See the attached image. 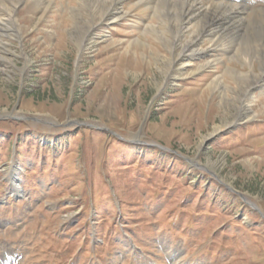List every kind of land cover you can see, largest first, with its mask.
<instances>
[{
	"label": "rangeland",
	"instance_id": "obj_1",
	"mask_svg": "<svg viewBox=\"0 0 264 264\" xmlns=\"http://www.w3.org/2000/svg\"><path fill=\"white\" fill-rule=\"evenodd\" d=\"M21 1L20 35L0 33V264H264V83L239 119L209 86L259 63L223 49L164 72L140 0L99 11L84 47L79 0Z\"/></svg>",
	"mask_w": 264,
	"mask_h": 264
},
{
	"label": "bare ground",
	"instance_id": "obj_2",
	"mask_svg": "<svg viewBox=\"0 0 264 264\" xmlns=\"http://www.w3.org/2000/svg\"><path fill=\"white\" fill-rule=\"evenodd\" d=\"M9 1L14 2L15 6L6 10V17L0 18V33L6 31L11 33V30H16V34L20 35L19 32L22 29L15 12L22 1L0 0V5H8ZM30 1L36 6L50 3V0L48 2H46L47 0ZM117 1L119 0H79L80 3L76 9L71 11V19L73 21L72 31L75 36L79 35L80 46L82 38L85 37L84 47L88 40L86 38L91 35V32H88L96 25L94 20L98 12H102V17L111 9L117 13V7L114 10ZM123 1L125 0H121V2ZM140 1L152 8L153 17L159 22L158 26H155V23L148 24L145 33L153 34L155 39L162 42L167 48L168 53L160 56L158 60V64L162 66L159 67L164 72H167L171 65L176 66L178 62H180L181 69L192 67L196 71L211 63H214L213 68H217L216 65L219 61L215 58L214 52L217 53L223 49L234 54L232 59L241 58L244 66L254 65L255 62L259 63L260 72L257 73L238 72L232 66H227L222 70L221 75L214 74L213 80L209 84L212 91L219 92L221 102L224 104H227L231 94L234 100L239 99L240 103L237 101L236 113L238 119L249 116L254 106L249 91L252 87H260L264 83V2H260V0ZM88 9L92 16L88 14ZM207 31H210V34H217V36L210 38L208 47H204L201 42L205 40ZM86 34L87 36H85ZM236 39L239 40V43H236ZM205 56H209L212 60L210 59L200 66L192 61ZM171 73L166 74L167 78L175 74ZM226 75L231 81H225ZM239 96L240 98H238ZM224 125L215 126L213 132L221 130ZM137 263L139 264V261Z\"/></svg>",
	"mask_w": 264,
	"mask_h": 264
},
{
	"label": "trees",
	"instance_id": "obj_3",
	"mask_svg": "<svg viewBox=\"0 0 264 264\" xmlns=\"http://www.w3.org/2000/svg\"><path fill=\"white\" fill-rule=\"evenodd\" d=\"M0 131H4V128H0ZM12 136H13V134H12ZM18 137V136H17ZM13 142V141H12ZM58 145H60L61 146V144H59L58 143ZM134 146H130V148H132V149H135V148H133ZM58 148V147H57ZM154 149H156L157 151H164L163 149H160V148H154ZM63 151H67L66 149L65 150H63ZM135 150H133L132 152H134ZM12 152V151H11ZM165 153V157H166V155H168L170 152H164ZM143 159H137L136 161H134V163H132V165H130L131 166V169H132V171H135V173L136 174H139V173H141L142 171H146V167L145 168H139V165H140V162L142 161ZM136 165V167H135V169L133 168L134 166ZM143 167V166H142ZM179 171H181L182 173H183V171L182 170H180L179 169ZM110 173H112V172H110ZM176 173V172H175ZM176 174H178V173H176ZM188 180V179H187ZM183 186L185 187V188H189V187H191L190 185H189V183H188V181H185L184 183H183ZM193 189H194V187H193ZM189 191V190H188ZM190 192V191H189ZM102 194H100V195H105L103 192H101ZM157 193H159L160 194V191H156V195H157ZM155 194V193H154ZM107 196H109V195H107ZM111 196V195H110ZM224 206V205H223ZM203 215H205V216H207V217H210L211 216V212H209L208 210L207 211H205L204 212V214ZM221 216H223V217H225L226 218V216H227V213H226V210L225 211H223V209H222V212H221ZM227 221V220H226Z\"/></svg>",
	"mask_w": 264,
	"mask_h": 264
}]
</instances>
